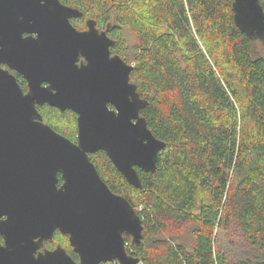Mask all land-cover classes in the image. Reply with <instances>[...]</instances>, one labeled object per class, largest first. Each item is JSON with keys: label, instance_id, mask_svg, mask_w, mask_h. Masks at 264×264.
Here are the masks:
<instances>
[{"label": "trees", "instance_id": "obj_1", "mask_svg": "<svg viewBox=\"0 0 264 264\" xmlns=\"http://www.w3.org/2000/svg\"><path fill=\"white\" fill-rule=\"evenodd\" d=\"M61 2L107 29L112 54L134 66L131 80L148 100L141 114L166 143L156 171L137 168L141 187L106 151L89 154L142 218V241L125 235L128 251L143 264H264V44L236 24L234 0ZM38 108L45 122L77 141L76 112ZM50 113L68 129L49 121ZM220 230L246 249L223 248ZM184 231L192 243L181 240ZM58 244L80 260L68 235L57 231L46 247Z\"/></svg>", "mask_w": 264, "mask_h": 264}, {"label": "water", "instance_id": "obj_2", "mask_svg": "<svg viewBox=\"0 0 264 264\" xmlns=\"http://www.w3.org/2000/svg\"><path fill=\"white\" fill-rule=\"evenodd\" d=\"M233 7L240 29L264 43L261 1ZM82 15L61 0H0V264H143L125 240L142 241V218L89 154L106 151L141 187L137 168L156 171L166 143L141 114L148 100L131 80L134 66L112 54L114 39L94 19L78 30L71 18ZM44 104L77 113V141L45 122ZM57 231L79 261L62 244L46 247Z\"/></svg>", "mask_w": 264, "mask_h": 264}, {"label": "rangeland", "instance_id": "obj_3", "mask_svg": "<svg viewBox=\"0 0 264 264\" xmlns=\"http://www.w3.org/2000/svg\"><path fill=\"white\" fill-rule=\"evenodd\" d=\"M258 44H259V46H261L264 43L261 40H258ZM48 120L51 122H53V121L57 122V123H59V125L62 126V128L68 129L67 123L66 122L61 123L63 119L56 117L52 113L49 114ZM218 238H219V242L223 245V248H225V249H230L231 246H232V250H234V248H235V250H237L238 252L239 251L243 252V250L246 249L243 240H241V238H238L237 236H235V234L227 233V232L220 230L218 233ZM181 240L185 241L187 244H190L193 242V238L186 231L183 232V235L181 236ZM64 242H67V240H64ZM117 262H119V261H117Z\"/></svg>", "mask_w": 264, "mask_h": 264}, {"label": "flooded vegetation", "instance_id": "obj_4", "mask_svg": "<svg viewBox=\"0 0 264 264\" xmlns=\"http://www.w3.org/2000/svg\"><path fill=\"white\" fill-rule=\"evenodd\" d=\"M70 6V5H69ZM89 19H94L95 21H96V27L100 30V31H102V30H106L107 31V29L105 28V27H103V25H99L98 23H97V20L95 19V18H93V17H89V16H86V15H82L81 17H73V18H71V22H72V24L78 29V30H86V29H88V20ZM107 34H108V31H107ZM25 36L26 35H28V33H25L24 34ZM109 35V34H108ZM3 66L4 67H8L6 64H3ZM12 72L15 74V72L16 71H14V70H12ZM18 72H16V74H17ZM19 74V73H18ZM20 76H18L17 75V77H18V79H19V82H20V84H21V82H23V80L22 79H25L21 74H19ZM26 80V79H25ZM27 81V80H26ZM22 86V85H21ZM23 88V87H22ZM23 90L25 91V92H28V90H29V87H28V82H27V87L26 88H23ZM63 182V180L61 179V175H60V181H59V184H61Z\"/></svg>", "mask_w": 264, "mask_h": 264}]
</instances>
